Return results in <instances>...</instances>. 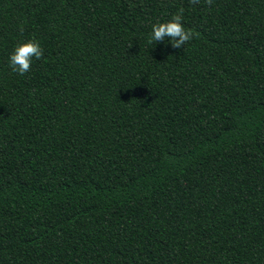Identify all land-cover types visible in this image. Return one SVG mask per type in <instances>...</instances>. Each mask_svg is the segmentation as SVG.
<instances>
[{"label":"trees","instance_id":"16d2710c","mask_svg":"<svg viewBox=\"0 0 264 264\" xmlns=\"http://www.w3.org/2000/svg\"><path fill=\"white\" fill-rule=\"evenodd\" d=\"M0 264H264V0H0Z\"/></svg>","mask_w":264,"mask_h":264},{"label":"clouds","instance_id":"9594fccd","mask_svg":"<svg viewBox=\"0 0 264 264\" xmlns=\"http://www.w3.org/2000/svg\"><path fill=\"white\" fill-rule=\"evenodd\" d=\"M192 4H199L200 0H190ZM209 6L213 4V0H205ZM183 8L174 14L171 20L167 22H157L152 25V31L149 37V43L164 42L166 38L170 39L173 48H181L188 43L193 37L194 32L186 30L182 24ZM21 31L23 29L21 28ZM43 56V49L39 42L30 39L18 43L9 57V67L19 74L23 75L31 70L32 59H40Z\"/></svg>","mask_w":264,"mask_h":264}]
</instances>
